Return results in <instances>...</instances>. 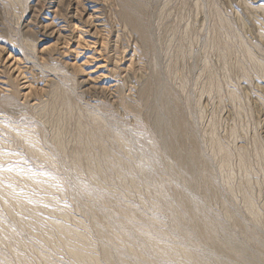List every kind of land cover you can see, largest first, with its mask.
Instances as JSON below:
<instances>
[{"label": "rangeland", "instance_id": "1", "mask_svg": "<svg viewBox=\"0 0 264 264\" xmlns=\"http://www.w3.org/2000/svg\"><path fill=\"white\" fill-rule=\"evenodd\" d=\"M38 1L0 0V264H217L188 233L206 217L264 252V8L79 0L84 26L73 0Z\"/></svg>", "mask_w": 264, "mask_h": 264}, {"label": "bare ground", "instance_id": "2", "mask_svg": "<svg viewBox=\"0 0 264 264\" xmlns=\"http://www.w3.org/2000/svg\"><path fill=\"white\" fill-rule=\"evenodd\" d=\"M44 1V0H43ZM65 1H67V0H59L56 4L57 5H55L56 6V8L54 9V11H52L53 13H54V15H56L55 13L56 12H58L59 11V9L61 10V8H60V3H62V2H65ZM75 0H73V3H74V12L73 13H75V15H73L72 17L75 19V17H78V18H76L78 21H81L82 20V18L84 17V15L85 16H87V18H86V21H85V25L84 26H86L89 22V18H90V16H91V14H92V16L94 15V12H91V13H89V14H87V12H86V10H85V8H84V6H83V4H81V2L79 1V0H76L75 2H74ZM38 2H40V0L38 1ZM262 2V1H261ZM70 3V2H69ZM83 3V2H82ZM260 2H258V1H256V0H254V2L251 4V5H253V9H260V8H264V5H261V4H259ZM51 4V6L52 5H54L53 3H50ZM49 4V5H50ZM63 4V3H62ZM66 5V4H65ZM64 5V6H65ZM73 5V4H72ZM67 7V6H66ZM69 7H72V6H69ZM68 7V8H69ZM34 9V8H33ZM32 9V10H33ZM72 9V8H71ZM67 11V10H66ZM70 11V10H69ZM70 11V12H71ZM61 12V11H60ZM126 12V11H125ZM100 15V14H99ZM32 16H34V13L32 12ZM92 16H91V18H92ZM28 17H29V15H28ZM31 18V17H30ZM33 18V17H32ZM35 18V17H34ZM85 19V18H84ZM97 19V18H96ZM33 20V19H32ZM32 20L30 21L31 23H32ZM93 20V19H92ZM35 21V20H34ZM41 21V20H40ZM28 22V21H27ZM26 24V23H25ZM70 24V23H69ZM75 24V23H74ZM22 25V24H21ZM50 25V24H49ZM75 26V25H74ZM73 26V27H74ZM89 26V25H88ZM92 26V25H91ZM45 27V26H44ZM48 27V26H47ZM52 27V26H51ZM22 28H24V27H22L21 26V28H20V30H19V32L20 33H22L24 36L26 35V32H27V30H25L24 31V29H22ZM42 28V27H41ZM27 29V28H26ZM90 29V28H89ZM57 31V30H56ZM61 34V33H60ZM60 37V36H59ZM27 41H29V40H27ZM35 41H37L36 39H35ZM26 41H24V43H25ZM35 43V42H34ZM26 44V43H25ZM32 44V43H31ZM29 45V44H28ZM33 46V45H32ZM45 48V47H44ZM46 50H47V48H45ZM3 53H6V54H8L10 57H12V59L15 57L14 56V53H15V51H14V49L12 48V45L11 44H9L8 42H4V43H1L0 42V54H3ZM7 55V56H8ZM18 58V57H17ZM19 59V58H18ZM19 61V60H18ZM85 84H89L88 83V81H84V82H81V83H79V87L80 88H83L84 87V85ZM89 87V86H88ZM91 87V86H90ZM89 90V89H88ZM11 94H16V92L14 91V92H11ZM116 132V131H115ZM114 132V135H116V133ZM113 138H114V141L116 142V143H119V142H121V141H123L122 139H121V136L119 135V133H117V135L116 136H113ZM92 140V139H91ZM121 144V143H120ZM164 146H165V144L162 146V148H163V150H165L164 149ZM167 148V147H166ZM183 148V147H182ZM220 151V153L223 155V157L224 158H226V154H225V152H224V150H219ZM182 152V151H181ZM178 153V152H177ZM161 158V157H160ZM148 160V159H147ZM154 159H152V161H153ZM186 160H188V159H186ZM185 160V162H183L181 165H180V167H179V169H176V173L177 174H179V175H183V174H185L186 173V171H188L189 170V168H191L192 169V166H193V164H194V161H193V159L191 158V159H189L188 161H186ZM152 161H151V163H152ZM145 162L147 163V161H146V159H145ZM176 162V161H175ZM160 163V162H159ZM141 165V167H140V169H141V171H146L147 170V167L146 166H144L143 164H139V166ZM161 165V164H160ZM148 166V165H147ZM167 168H168V166H167ZM139 169V170H140ZM175 172V171H174ZM194 174V173H193ZM195 177H197L198 179H200L199 177H198V175L197 176H195ZM193 178V177H192ZM195 180V179H194ZM184 185H185V183H188V182H182ZM168 193H170L169 192V188L168 187H166V188H164V191H163V195H164V197L163 198H165L167 195H168ZM193 203H191V205H189V206H186L185 205V201L183 202L182 200L181 201H175V205H172L173 207L175 206V208L176 209H178V210H181L182 212H183V215L184 216H187V217H189V216H191V215H193V216H195V215H197V213L198 212H200V210L202 209L201 207H203L202 205H200V202H194V201H192ZM171 203V202H170ZM202 203V202H201ZM250 202L249 201H246V207H247V209L248 210H250ZM90 211V210H89ZM175 211H177V210H175ZM177 212H179V211H177ZM203 212V211H202ZM252 212V211H251ZM94 215V214H93ZM101 215V214H100ZM207 215V214H206ZM206 215H205V217H206ZM199 216V215H198ZM197 216V217H198ZM204 216V215H203ZM193 218V217H192ZM206 218H208V217H206ZM206 218H199V219H194V221L189 225V227H188V233L189 234H191V236H195L198 240H200L201 242H203L204 244H206L215 254H220V256L221 255H223L224 256V259H220V260H216L217 261V264H236V263H229V262H227V260L225 259V257L226 258H228V259H231V258H237V260H239V261H237V262H239V264L240 263H242V264H260V260H264V258H262V255H261V253L263 252V251H259V253L260 254H258V251L256 250V254L257 255H254V256H251L252 255V253H250V255H249V257H251V258H249V259H247V247H243V246H240L239 248H238V246H236V244L235 243H237V242H235L232 238H226V240L225 241H223V242H218L216 239H215V236H214V233L218 230V228L212 223V222H210V220H206ZM188 219V218H187ZM190 220V219H189ZM220 229V228H219ZM259 227H256L255 229H254V231H253V233H254V235H256V236H258L259 235ZM65 232V231H64ZM203 232L204 233H206V236H207V233H208V236H207V240L203 237ZM66 233V232H65ZM202 233V234H201ZM204 236H205V234H204ZM148 237V236H147ZM151 237V236H150ZM217 237V236H216ZM224 237H226V235L224 236ZM230 237V236H229ZM146 238V236L144 237V239ZM149 239V238H148ZM148 239H145V241H147L146 243H148V245L150 246V251H152L154 254H157V255H162V254H165V252L168 250V251H170L169 249V247H164V245L163 246H160L161 244H159V246H157V245H155L154 243H155V241H154V243H152L151 242V240L149 241ZM255 242L257 243V240H255ZM157 243V242H156ZM260 243V242H259ZM258 243V245H260ZM145 244V243H144ZM264 244V243H263ZM166 245H167V243H166ZM169 245V244H168ZM263 246V245H262ZM262 246H260V247H262ZM169 248V249H168ZM172 248V247H171ZM184 249V248H183ZM183 249H180V248H173L172 250L173 251H176V252H178V253H181V255L183 254L184 256L183 257H187V260L189 261H192V262H194V263H196V264H204L203 263V258H201V257H199V255H197V254H190V253H188L187 251H185V249L183 250ZM251 249V248H250ZM256 248H254V250H255ZM262 249V248H261ZM261 249H259V250H261ZM252 250H253V248H252ZM251 250V251H252ZM253 250V251H254ZM118 251V250H117ZM149 251V250H148ZM111 252V251H110ZM116 252V251H115ZM125 252V251H124ZM249 252V251H248ZM106 253H108V251H106ZM170 253V252H169ZM178 253H176V254H178ZM263 254H264V252H263ZM113 255V254H112ZM111 255V256H112ZM166 255V254H165ZM247 255V256H246ZM259 255V256H258ZM167 256V255H166ZM177 256V255H176ZM105 257H108V254H106V256ZM114 257V256H113ZM263 257H264V255H263ZM121 258V257H120ZM119 258V260L118 261H121V259ZM159 258V257H158ZM106 259H108L107 261H109L110 259L109 258H106ZM125 259V258H124ZM141 259V258H140ZM123 260V259H122ZM176 261H178L177 259H176ZM181 261V260H180ZM187 261V262H188ZM189 261V262H190ZM206 263V262H205ZM117 264H119V263H117ZM129 264V263H128ZM152 264V263H151ZM208 264V263H207Z\"/></svg>", "mask_w": 264, "mask_h": 264}]
</instances>
